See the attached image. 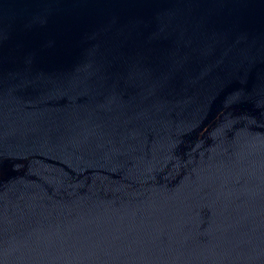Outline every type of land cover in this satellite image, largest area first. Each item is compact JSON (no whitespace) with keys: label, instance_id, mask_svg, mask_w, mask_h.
<instances>
[{"label":"water","instance_id":"water-1","mask_svg":"<svg viewBox=\"0 0 264 264\" xmlns=\"http://www.w3.org/2000/svg\"><path fill=\"white\" fill-rule=\"evenodd\" d=\"M0 264H264V0H0Z\"/></svg>","mask_w":264,"mask_h":264}]
</instances>
